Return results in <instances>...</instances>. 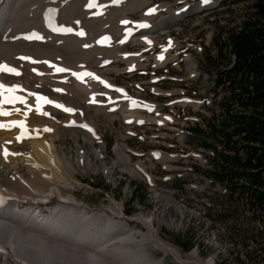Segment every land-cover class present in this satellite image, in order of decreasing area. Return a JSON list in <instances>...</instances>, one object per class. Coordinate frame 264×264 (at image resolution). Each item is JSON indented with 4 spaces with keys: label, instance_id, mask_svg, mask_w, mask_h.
Returning a JSON list of instances; mask_svg holds the SVG:
<instances>
[{
    "label": "bare ground",
    "instance_id": "6f19581e",
    "mask_svg": "<svg viewBox=\"0 0 264 264\" xmlns=\"http://www.w3.org/2000/svg\"><path fill=\"white\" fill-rule=\"evenodd\" d=\"M87 1L0 0V64L20 73L0 71V83L16 86L14 94L21 98L2 105L11 114L0 115V124L25 122L23 133L17 127H0V151L3 147L11 149L6 156L0 154V264H151L147 242L183 263V256L160 239L153 223L156 218L158 222L179 226L180 220L167 221L164 213L159 217L140 213L126 218L123 202H116L113 195L108 207L98 211L74 194L73 189L81 186L76 177L80 166L100 169L113 182L112 171L116 167L136 173L120 145L114 147V159L104 155L105 141L88 113L89 107L94 106L96 112L127 111L123 113L124 120L143 119L137 109L143 107L141 104L134 101L130 105L123 100L125 89L116 100L99 91L101 76L93 67L113 59L125 61L127 68L135 66V59L140 62V54L126 57L114 51L121 44L123 29L134 22L126 12L149 0H121L116 4L111 0H94V6L86 7ZM186 7V11H193L195 5ZM182 8L167 7L168 16L155 19L152 14L162 7H152V14L145 12L136 20L148 25L135 30L131 41L150 42L153 37L144 34L145 30L164 26L177 18L174 13ZM118 14L123 17L117 18ZM49 19L61 29H48L45 23ZM111 31L118 34V40L112 34L107 43L99 42L102 33ZM26 55L29 59H22ZM156 58L157 64L165 60ZM47 59L51 65H46ZM59 66L65 71H56ZM80 69L84 70L83 75L77 74ZM38 92L60 101L63 109L37 105ZM68 122L76 127L83 122L90 124L92 130L86 131L90 137H84L85 147L78 138L66 145L59 143ZM177 208L180 212L185 209L183 205ZM127 222L141 224L146 230H134ZM186 259L188 264L213 262V258L202 261L193 249Z\"/></svg>",
    "mask_w": 264,
    "mask_h": 264
},
{
    "label": "rangeland",
    "instance_id": "374dc122",
    "mask_svg": "<svg viewBox=\"0 0 264 264\" xmlns=\"http://www.w3.org/2000/svg\"><path fill=\"white\" fill-rule=\"evenodd\" d=\"M196 1L198 2L149 0L143 6L126 12V16L133 21L140 20L146 10L161 6L162 9L152 14V18L159 19L168 16L165 10L167 7L175 9ZM210 2L213 4L205 5L204 8L193 10L184 16L180 15L162 26L163 28L145 31L144 34L153 37L148 44L127 40L116 46V54H140V62L139 58L135 59L136 64L131 66V70L127 68L128 63L118 59L93 67L101 77L103 76L100 73H103L105 77L124 86L122 88L126 89L127 96L145 101L151 109L139 107L143 122L136 123L133 120H124L123 113L126 114L127 111L96 112L94 106L89 107L88 113L96 121L97 131L105 141L104 155L114 159V147L120 145L136 173L131 174L116 167L112 171L115 180L113 182L100 169L94 171L80 166L76 177L81 186L73 191L77 199L93 209H99L98 211L108 207L109 197L113 195L116 202H123L126 218L138 216L140 213L147 216L157 214L159 217L164 213L167 221L180 220L179 226L158 222L156 218L153 223L160 239L183 256L184 264H188L186 255L192 249L202 261L213 258L212 264L219 258L230 264H264V260L258 257L253 259L247 256L248 251L258 247V244L245 237V233L241 234V238L231 236L227 231L231 217L225 219L215 214L217 207L214 204L219 205L220 198L213 186L207 182L203 171L206 152L187 132V126L196 123L200 114L208 113L212 77L201 57L202 50L209 45L214 30L213 20L218 19V23L223 24L228 17L234 19L243 6L231 2L221 5L217 0ZM119 17H123V14H118L117 18ZM112 32L113 36L119 37ZM156 55L161 56V60L165 59L164 62L157 64ZM99 91L103 93L101 89ZM104 98L102 94L101 99ZM111 98L116 100L117 94L111 95ZM137 104L144 106L141 102ZM85 117L88 119L87 113ZM65 128L62 131L64 137L59 141L61 145L72 143L73 139L78 138L81 146H86L84 137L88 134L84 129L70 125ZM94 143L96 147L100 146L96 139ZM152 150H157L160 154L155 156ZM88 183L94 186H89ZM168 196L172 197L171 202H168ZM181 205L185 207L182 212L177 208ZM127 223L134 230H146L141 224ZM177 238L190 240V248H181L176 243ZM256 239L259 240V236ZM145 245L151 264L161 261L163 264H183L153 247L150 242Z\"/></svg>",
    "mask_w": 264,
    "mask_h": 264
},
{
    "label": "trees",
    "instance_id": "16d2710c",
    "mask_svg": "<svg viewBox=\"0 0 264 264\" xmlns=\"http://www.w3.org/2000/svg\"><path fill=\"white\" fill-rule=\"evenodd\" d=\"M227 2L243 4L242 10L223 24L213 20L201 57L212 77L208 113L187 130L206 152L209 184L224 188L217 190L215 214L231 217L228 233H245L258 244L247 256L264 260V0L218 1ZM176 240L183 249L191 246ZM215 264L230 263L219 258Z\"/></svg>",
    "mask_w": 264,
    "mask_h": 264
},
{
    "label": "snow or ice",
    "instance_id": "6c2138e0",
    "mask_svg": "<svg viewBox=\"0 0 264 264\" xmlns=\"http://www.w3.org/2000/svg\"><path fill=\"white\" fill-rule=\"evenodd\" d=\"M114 2H117V0H114ZM205 2H207V0H205ZM90 6H94V5H90ZM155 11V9H150L148 14H152ZM124 23H128L127 21H125ZM141 27H146L147 25L141 24ZM82 34V33H81ZM31 38V37H29ZM162 58V57H161ZM0 71H6L10 74H15V75H19L20 73L18 72L17 69L10 67L8 65H4V64H0ZM57 71H65V69H57ZM91 75V74H88ZM17 88L16 86H6L3 83H0V115H10L11 113L8 111H5L4 108L2 107L3 104H13L15 103V101L20 100L21 98L18 96H15V92H16ZM5 93H8L9 95H5ZM46 99V98H43ZM48 103H52V101H46ZM133 103H135L133 101ZM57 107H62L60 105H56ZM66 111L71 112L72 109H65ZM42 114H47V113H42ZM0 127H19L22 130V133L25 129V122L24 121H12L10 122L9 125H5V124H0ZM85 127H87L85 125ZM46 131L49 129H45ZM20 137H18L19 139ZM5 156L8 154L7 151L5 150Z\"/></svg>",
    "mask_w": 264,
    "mask_h": 264
}]
</instances>
